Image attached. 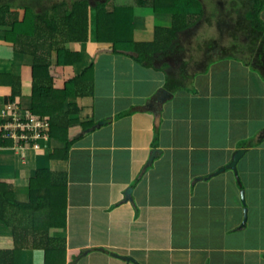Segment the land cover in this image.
I'll return each mask as SVG.
<instances>
[{"label": "crops", "instance_id": "obj_1", "mask_svg": "<svg viewBox=\"0 0 264 264\" xmlns=\"http://www.w3.org/2000/svg\"><path fill=\"white\" fill-rule=\"evenodd\" d=\"M57 1L74 3L77 0ZM136 10L135 20L139 21L137 15L140 16L139 19L145 20L147 15ZM153 18H150L151 20L146 18V24L141 27L136 23L134 32L136 41L143 42L140 41L143 39L138 38L139 33L144 36L152 34L154 29L150 26H155ZM262 19L264 20V11ZM143 26H147L146 31L142 30ZM3 30L8 31L9 28H1L0 32ZM97 46L99 45L88 44L86 51L90 52ZM110 53L112 52L98 51V54L90 57L95 61L96 67H99L100 59L96 60L99 55L105 56ZM208 55L204 52L199 59L192 57L187 60L190 81L185 91L171 93L162 82L143 102L131 103L127 112H123L124 106L117 104L123 93H116L114 97L109 96L103 101L107 113L102 116L103 105L95 102L96 98L84 102L78 99L77 103L82 109L79 119L87 120L99 113L97 117L99 122L110 117L113 121L95 131H84L79 125L69 129V140L81 135L84 139L82 140V137L80 141L71 145L68 153L61 156L63 159L58 157L52 160L51 155L54 151L64 149L65 145L51 140L49 133L39 139V149L30 148L24 153L18 152L17 157L11 149H0V182L12 186L17 200L22 203L26 204L37 197H42H36L30 191L31 181L36 178L39 170L51 169L52 163L54 180L56 182L62 178L67 180L65 198L57 195L50 198L46 191L37 192L38 195L47 198L48 205L42 204L45 209L35 214L36 219L30 224L31 231L26 238L19 239L14 233V227L0 223V250L12 252L20 248L14 257L12 256L14 254H8L7 258H3L7 259V263L12 264L13 261V264H134L115 256L118 255L133 257L140 264H179L181 259L185 260V264H264V244L248 243L251 220V209H248L247 202L249 190L245 185L242 170L239 169V165L243 163L249 174L247 181L252 183L251 189L264 200V158L260 161L252 159L257 153L264 152V127H259V124L264 126L259 114L260 111H264V75L260 68H255L253 64L243 67L244 72L249 73V70H252L256 77V80H253L256 84L248 90L227 80L226 85L231 92L227 88L217 89L211 86V89L203 93L200 89L199 93L195 92L192 95L188 93L189 98L186 102L199 115L195 122L200 127L197 126L196 130L186 127L187 124L180 119V114L175 112L176 106L175 110L169 112L182 92L186 93L189 90L190 84L198 83L201 88V83L203 87L205 81L209 83L212 74L203 75V71L208 70L207 59L210 57ZM6 57L13 60L12 68L10 70L9 67L3 68L0 74L22 76L23 91L22 97L18 99L19 107L30 108L33 93L32 68L28 63L30 60L14 52L12 44L6 43L0 37V61ZM220 58L221 65H228L230 59H223L222 56ZM167 63L172 61L166 58L157 66H144L148 70L155 69L158 73H164L162 67ZM192 63L195 65L193 72ZM78 67L59 68L58 72L67 81L76 75ZM197 72L199 73L196 74ZM95 77L98 98V90L103 84L97 73ZM62 82L56 86L63 87L65 83L62 85ZM162 90L172 94L169 100L160 105L151 101L152 97ZM11 95V87L0 85V108L4 105V99ZM211 98L217 100V107L211 108L205 104L206 102L210 104ZM181 100L184 102V99ZM203 104L211 115L212 110L218 113L216 117L211 118L217 123V127L214 130L210 127L209 132H206V128L204 132L200 130L204 123L203 116L198 111ZM172 111L175 113L171 115L172 121L168 129L169 115ZM177 117L179 118L176 119ZM256 123L259 124L255 130ZM117 125L119 129L115 131ZM238 128L242 130L238 132ZM156 129L159 132L158 141L162 142V145H155L152 143L153 138L150 139V135ZM92 132L94 136L87 137ZM254 136L257 138L253 142H246L248 139L252 140ZM109 138L114 141L102 142ZM241 149L248 150V153L238 164L239 178L236 176V179L239 192L234 190L228 192L226 189L225 198L223 191L212 189L219 179L227 177L231 171L211 180L207 178L226 167L231 162L233 154ZM153 152H156L157 157L148 166ZM218 154L221 155L220 159L217 158ZM199 157L202 159L198 160ZM117 159L119 161L129 159L130 164L125 162L118 169ZM40 160L45 162L39 164ZM54 166L59 169L55 170ZM108 169L120 173L121 178L117 185H113L111 181L113 173ZM201 178L203 179L200 180ZM238 179L241 180V184ZM44 182V186L49 184L46 179ZM129 189L133 190L131 200L126 196ZM243 190L246 191L245 203L242 199ZM168 199L171 201L166 202ZM228 200L232 202V208L236 209L230 221L234 222L232 225L226 222ZM255 205L258 207L257 211L261 206L264 208V203ZM246 208L248 221L246 227L242 228ZM236 211L237 213L241 211L243 216L237 218ZM165 215L168 216L166 220ZM162 222L160 229L155 227L154 223ZM262 230L264 231L263 228ZM124 231L128 233L125 234ZM263 235L256 239L261 240ZM145 237H148V240H144ZM141 254L143 256L138 258ZM41 259L43 261H39Z\"/></svg>", "mask_w": 264, "mask_h": 264}, {"label": "trees", "instance_id": "obj_2", "mask_svg": "<svg viewBox=\"0 0 264 264\" xmlns=\"http://www.w3.org/2000/svg\"><path fill=\"white\" fill-rule=\"evenodd\" d=\"M114 2H117L116 6ZM201 4V0H77L74 3L57 0H0V29L9 28L8 31H1L0 37L12 44L14 52L30 60L33 80L31 112L36 116L47 117L51 140L65 145L64 149L51 155L52 160L67 154L71 145L83 137L81 135L69 140V129L79 125L87 131L92 127L87 126L85 120L79 119L82 109L77 100L96 98L95 61L82 73L68 79L62 88L56 86L63 80L58 69L75 68L83 63V52L92 41L99 46L110 43L109 47L112 48L109 51L112 53L131 56L145 66H157L162 60L170 59L172 63H167L162 70L167 77L166 89L176 93L186 90L190 81L187 47L181 35L188 33L191 36V29L198 27L204 20L211 26L214 18L218 24L219 37H222L220 33L228 25L234 28L229 31L233 43L231 47H221L219 41L213 38L210 46L205 47L208 54L211 56L220 51L223 59H229L236 57L232 55L237 51L246 66L253 64L264 75V0H220L215 7L221 6L224 9L227 6L229 13L219 21L216 14L206 18L205 6ZM147 8L158 16L154 37L148 43L138 42L132 38L136 26L135 10ZM197 9L199 13H192ZM163 22L165 25L161 26ZM114 36L117 40L112 41ZM239 36L244 38L240 43L236 40ZM0 85L12 88V95L4 99L0 112L11 104L20 106L18 99L22 97V76L0 74ZM0 144L5 147L13 145L12 142L4 143L2 140ZM53 174L49 169L37 172L36 178L31 181L30 191L36 197H42L26 204L17 200L12 186L0 182V223L14 227V233L19 239L26 238L31 231L30 224L35 221V214L45 209L42 204L48 205L47 198L37 192L46 191L50 198L54 195L67 197L66 178L56 182ZM44 179L49 184L44 186ZM19 249L12 252L0 250V264H9L6 255L14 254V257Z\"/></svg>", "mask_w": 264, "mask_h": 264}, {"label": "rangeland", "instance_id": "obj_3", "mask_svg": "<svg viewBox=\"0 0 264 264\" xmlns=\"http://www.w3.org/2000/svg\"><path fill=\"white\" fill-rule=\"evenodd\" d=\"M202 4L205 6L206 9V18L212 16L213 14L217 15V21H219V19L222 16H225L226 13H229L227 6H225V8L223 9V7L221 8V6L215 7L217 3L220 2V0H201ZM201 4V5H202ZM113 5H117V2H114ZM200 6V4H198ZM222 9V11H221ZM198 10V9H197ZM192 11V13H199L200 11L198 10ZM137 12H143L147 15V17H145L144 19H139V15H137V19L139 20L138 22L135 20V25L136 23L139 24V27H141L143 24H146V20L149 18V20H151L150 18H153L154 20H158V16H156V14H153L152 10L150 9H139L136 10ZM225 13H224V12ZM231 13V12H230ZM229 15V14H228ZM157 17V18H156ZM147 18V19H146ZM213 22L212 25L210 26L208 23H206V20H204L198 27H195L192 30V35L190 36L188 33H183L181 35L182 40L185 44V46L187 47V53H186V60H189V58H201L202 54L204 52L207 53V49L210 44L211 41L214 39H217L219 41V43L221 44V47H231L232 43H233V38L230 37V32L231 30H234V28L231 25H228L226 29L224 30H220L222 34V37L218 35L219 30H217V23H215V19L213 18ZM165 25V23H161V26ZM171 25H169L170 27ZM151 28L155 29V26H150ZM143 31L147 30V26H143ZM115 35V34H112ZM140 39V41L143 42H147L149 40H152L154 37V33L152 32V34L150 36H144L142 34H138ZM136 34V38L138 36ZM115 37V36H114ZM216 37V38H215ZM133 40H135V34L132 37ZM241 39H244L242 36H239L236 40L240 43V41H242ZM112 41L117 40V38H112ZM118 43V42H117ZM95 44V41H92V43H90V45ZM125 44V42H124ZM110 43H104V45L97 46V47H93L92 50L90 52H83V57H85L83 63H81V65H79V70L76 71V74H80L82 73V71L88 67L90 65V63L93 61L90 56L94 55L95 53L98 54V51H100L101 53L106 52L109 50H111L112 47H109ZM235 53L232 56H236V57H230V61L228 63V65H221V56L223 55L220 51L215 52V55L212 54L208 59V70L207 71H203V75L205 73H208L209 76L212 74V78L210 79L209 83L207 81H205L204 87L203 84L201 83V88L199 87L198 83L196 85H194V83L190 84L189 86V90L185 92H182V95H180L178 97V101L175 102V105H172L170 108L171 110H175V106H176V114H180V119L184 120L185 123L187 124L186 127L191 129H197L196 125L197 123L195 122L196 119H198L199 115L198 113H196L192 106H190L189 104H187V99L189 98V94L192 95L195 92L199 93V89L201 91V93H203L204 91H207L209 89H211V86L214 88H222V89H229L228 85H226V81L229 80L231 81L234 85H240L242 87L245 88V90H248L252 85H255L256 82H254L253 80H256V77L253 74L252 70H249V73H246V71L244 72L243 67H246V63H244L242 60V57H240V53H238L237 51H235ZM103 55V54H102ZM99 55V57L96 60L100 59V66L99 67H94V72L97 73L99 75V79L100 82L103 84L99 90H98V98L96 97L95 102L99 103L102 106L101 109V116L107 112H105V108H104V104L103 101H106L105 99L110 97H114V95L116 93H123V96L121 97V100H118V106H124L123 112H127L128 109H130L129 107H131V103H135V102H143L147 97H150L153 92L155 91L154 88L156 86H158L159 84H161L162 82L165 83V85L167 86V77H165V73H158L156 72L155 69H150L148 70L144 65L140 64V63H136L134 61V59L131 56H125L122 54H118V53H110V55H105L102 56ZM3 60L0 61V70H2L3 68H7L9 67V70L12 68L13 65V60L10 58H2ZM95 59V58H94ZM29 63V62H28ZM201 66V64H200ZM199 66V67H200ZM149 67V66H148ZM191 68V67H190ZM205 69V68H204ZM195 70V65L194 63H192V68L191 71ZM190 71V72H191ZM193 72V71H192ZM199 72H197L196 74H198ZM202 73V72H200ZM202 75V74H201ZM207 75V74H206ZM244 79V80H243ZM62 85L63 83H65L66 79L63 78L62 80ZM114 82V83H113ZM113 84V85H112ZM213 84V85H212ZM114 86V87H113ZM124 86V88H123ZM62 88V86H61ZM115 88V89H114ZM113 90H116V92H114ZM185 91V90H183ZM160 92V91H159ZM159 92H157V94L155 96L152 97L151 100H153L156 96H158ZM179 92V91H178ZM231 92V91H230ZM229 92V93H230ZM177 93V92H176ZM207 95L205 94L204 97H206ZM184 99V102L183 100ZM186 99V100H185ZM86 101V100H85ZM84 102V100H83ZM33 102H31L32 105ZM217 100L215 98H211L210 99V104L209 103H205L207 104V106L213 108L214 106L217 107ZM112 104V103H111ZM121 104V105H119ZM203 104V107L200 108V110L197 111L200 112L199 114L202 117V122L204 123L203 126L201 127L200 130L201 132H204V129L206 128V132H209V128L211 127L212 130H214L217 127V123L213 122L211 120V118L216 117L217 116V111L216 110H212V115L206 111V105ZM220 106H222V104H218ZM82 106V103H81ZM210 108V109H211ZM25 111L27 112H31L32 106L29 107H24L23 108ZM131 112V111H130ZM172 111V113L169 115L170 116V123H168V129L170 127L171 121H172V114L175 113ZM225 112V111H223ZM227 112V111H226ZM32 113V112H31ZM132 113V112H131ZM34 114V113H32ZM99 114V113H98ZM96 115L95 117H90L87 120H83L84 123L87 126H92L90 127L88 130L92 129L93 127L97 126L99 124L98 118L99 115ZM133 114H135V111H133ZM254 114V113H252ZM259 114L262 117V121L264 122V111L263 112H259ZM36 116V114H34ZM210 115V116H209ZM205 116V119H204ZM39 117L41 119H43V121H48L47 117H40V116H36ZM179 117H177L176 119H178ZM111 118V117H110ZM109 119V118H108ZM49 122V121H48ZM150 122V121H149ZM254 122H257V120H254ZM50 123V122H49ZM151 123V122H150ZM241 123V121L239 122ZM154 124V123H153ZM246 125V123H244ZM259 123H256L254 126V129H257ZM264 127L262 124H259V127ZM200 127V126H198ZM251 129H252V123H251ZM115 131H117L118 125L115 126ZM113 129V130H114ZM236 129V128H235ZM264 129V128H263ZM123 130V129H122ZM240 130H242L241 128H238L237 131L239 132ZM99 132V131H97ZM94 133V132H93ZM93 133H90L87 137H91L93 135ZM158 130L156 129V131H154V133H152L150 135V139H152V143H154L155 145H162V142L158 141ZM110 134V133H109ZM94 136V135H93ZM103 136V135H102ZM101 136V137H102ZM239 136V135H237ZM168 138V135H167ZM257 137H253L252 140L248 139L247 137H245V141L246 142H253ZM15 141V140H13ZM114 140H110V138L106 141H102V142H107V143H111ZM150 141V140H149ZM16 142V141H15ZM94 142H95V138H94ZM106 143V144H107ZM13 146H10L8 149L12 150V153L16 154V157L18 156L16 152L17 150L15 148H12ZM42 147V146H41ZM1 149V148H0ZM55 153V151H54ZM210 156H212V154H208ZM214 155V154H213ZM151 156V155H150ZM221 155L218 154L217 158L220 159ZM255 160H259L264 158V152H259L257 153L256 156L252 157V159ZM199 159H202V157H199ZM150 160V158H149ZM45 161L44 160H40L39 164H43ZM125 162H129L128 160H124V161H119V159H117V167L118 169L120 168V166L122 164H125ZM243 164V163H242ZM239 165V169L242 170V176L246 185V187H248L249 190V195L247 196V202L249 205L248 209H251V220H250V225H249V231H250V241H248V243H252V244H260L263 245L264 244V235L262 237L261 240L256 239L258 238L259 235L264 234V231L262 230V228L264 229V222H262V219H264V208L263 206H261V208L259 209V211H257L256 207V203L257 206L259 203H264V200H262V196L260 198V196L258 195V193L256 191L253 192V190L251 189V185L252 183H249L247 180L249 178V174L246 172V167L245 165ZM52 167L51 169H49L50 171H52L53 168V163L51 164ZM116 165H113V167ZM55 170L56 166H54ZM109 172H112V176H111V181L113 183V185H117L118 182H120V173L118 171H115L116 173L113 172V170H109ZM252 182V181H251ZM172 186V184H170ZM211 188V187H208ZM217 189L223 191V194L225 195V198L227 197V193H226V189L228 190V192L230 190H234L235 192H239V187H238V183H237V179H236V175L233 171L228 173L227 177H224L222 179H219V181L216 182V185L214 187V189H212L213 191H217ZM225 190V191H224ZM256 195H258V198L256 197ZM171 201L170 199H168L166 202ZM226 203V201H225ZM232 202L230 200L227 201V205L229 206L227 214L228 217L226 219V222L228 223V225H232L234 222H230L232 221L234 212H235V208H232L231 206ZM245 212V210H244ZM237 213V211H236ZM237 218L242 217V212L239 211V213H237ZM165 220L168 218L167 215L164 216ZM244 222V221H243ZM155 227L160 229L163 225L162 223H154ZM125 234L128 233V231H124ZM117 238V236H116ZM144 240H148V237H145ZM150 254H154V253H149ZM143 254L139 255L138 258L142 257ZM39 261H43V259L39 260ZM185 260H180L179 264H185L184 263ZM167 264V263H165Z\"/></svg>", "mask_w": 264, "mask_h": 264}, {"label": "built area", "instance_id": "obj_4", "mask_svg": "<svg viewBox=\"0 0 264 264\" xmlns=\"http://www.w3.org/2000/svg\"><path fill=\"white\" fill-rule=\"evenodd\" d=\"M50 123L17 105H9L0 112V140L12 142L17 152L39 149V139L48 134ZM15 140V141H13ZM0 148H9L0 144Z\"/></svg>", "mask_w": 264, "mask_h": 264}, {"label": "water", "instance_id": "obj_5", "mask_svg": "<svg viewBox=\"0 0 264 264\" xmlns=\"http://www.w3.org/2000/svg\"><path fill=\"white\" fill-rule=\"evenodd\" d=\"M172 96L171 93L165 91V90H162L159 92L158 96H156L153 100L151 101H154L156 104H161L163 102H165L167 99L169 100V98ZM152 110H155L153 108H151ZM113 119L112 118H109V119H106V120H103L101 122H99V124L97 126H95L94 128L90 129L89 131H95L99 128H101L102 126H106L110 123H112ZM248 153V150L246 149H241V150H238L236 151L234 154H233V157H232V160L231 162L226 166V167H223L221 168L220 170H218L217 172H215L214 174L210 175L207 180H211L215 177H218L219 175L227 172V171H233L237 178H239V175H238V164L240 163V161L244 158V156ZM155 157H157V154L156 152H153V155L150 157V161H149V165L152 164L153 160L155 159ZM203 178H201L200 180H202ZM239 180V183L241 184V180ZM132 189H129L127 192H126V196H127V199L128 200H131V196H132ZM242 199L245 203V200H246V191L243 190L242 191ZM247 221H248V209L246 208L245 209V220L243 222V225H242V228L246 227V224H247ZM117 258L119 259H127L129 261H132L134 264H140L138 261H136L133 257H122V256H118V255H115Z\"/></svg>", "mask_w": 264, "mask_h": 264}]
</instances>
